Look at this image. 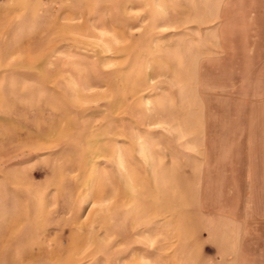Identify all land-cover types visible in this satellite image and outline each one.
I'll list each match as a JSON object with an SVG mask.
<instances>
[{
    "label": "rangeland",
    "instance_id": "obj_1",
    "mask_svg": "<svg viewBox=\"0 0 264 264\" xmlns=\"http://www.w3.org/2000/svg\"><path fill=\"white\" fill-rule=\"evenodd\" d=\"M0 264H264V0H0Z\"/></svg>",
    "mask_w": 264,
    "mask_h": 264
}]
</instances>
